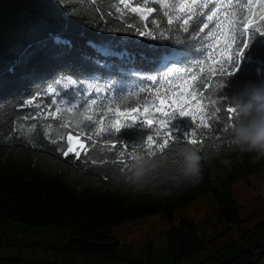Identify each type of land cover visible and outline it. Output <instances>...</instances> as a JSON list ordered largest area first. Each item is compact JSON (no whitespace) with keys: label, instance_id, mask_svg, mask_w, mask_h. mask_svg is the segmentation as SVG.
Here are the masks:
<instances>
[{"label":"trees","instance_id":"obj_1","mask_svg":"<svg viewBox=\"0 0 264 264\" xmlns=\"http://www.w3.org/2000/svg\"><path fill=\"white\" fill-rule=\"evenodd\" d=\"M262 5L264 0H0V224L55 229L32 241L0 234V249L42 250L53 261L0 256V264H76L80 257L153 264L150 249L140 261L111 230L155 214L171 226L168 264H183L216 238L204 241L185 218L173 227L172 214L207 193L214 195L226 231L240 235L195 264L264 261V217L243 231L250 216L240 217L232 189L254 174L264 183V157L230 143L233 114L226 111L246 84L264 82ZM236 48L241 54L228 66ZM221 64L228 67L223 75ZM68 80L93 85L89 97L100 86L97 106L74 110L86 109L93 119L63 125L34 118L25 103ZM180 108L188 115L181 116ZM69 135L80 137L85 152L67 153ZM190 150L202 157L198 181L182 175ZM141 156L148 158L147 171L137 181L134 161Z\"/></svg>","mask_w":264,"mask_h":264},{"label":"rangeland","instance_id":"obj_2","mask_svg":"<svg viewBox=\"0 0 264 264\" xmlns=\"http://www.w3.org/2000/svg\"><path fill=\"white\" fill-rule=\"evenodd\" d=\"M73 80L60 82L58 87L53 84L46 90V93L37 100H29L25 103V107L33 112L34 118H50L52 120H59L65 125L69 120L64 117L73 113V110H68L69 106H60L59 112L52 105L47 103L49 97L58 95L70 88H75L79 84L85 87L88 83L71 84ZM93 89V88H92ZM85 94L89 95L91 90ZM68 99V97H65ZM122 119L130 118V116L120 114ZM84 119H87L85 116ZM61 124V125H62ZM120 124V122H119ZM67 153L79 156L85 152V144L78 136L69 135L66 138ZM233 198L239 205V214L241 218L249 217L241 225L243 231L251 230L264 217V183L260 181L258 175H251L247 180H237L232 184ZM173 227H178L179 219L185 218L194 223L198 229L199 236L204 241L216 238L207 247L205 252L200 253L197 257H193L183 264H195L197 259L217 252L219 249L225 247L233 239L239 237L240 232L226 231L227 224L220 216L215 197L212 193H207L200 197L195 202L181 209L175 210L172 214ZM171 229L169 223L160 214L146 216L137 220L127 221L111 230V236L116 239L121 248L128 250L130 255L135 256L142 261L146 257L149 249L154 255L153 264H168V257L165 251V237L167 232ZM55 231L54 228H32L20 222H7L4 225L0 224V234H11L14 237L32 241L34 239H46L50 237ZM253 231V230H252ZM254 240L256 237L253 238ZM0 256L15 257L21 256L25 259H35L42 261H53L54 255L44 253L42 250H18L11 248L0 249ZM76 264H99L96 258L75 259ZM106 264H110L107 262ZM148 264V263H146ZM259 264H264L262 261Z\"/></svg>","mask_w":264,"mask_h":264},{"label":"clouds","instance_id":"obj_3","mask_svg":"<svg viewBox=\"0 0 264 264\" xmlns=\"http://www.w3.org/2000/svg\"><path fill=\"white\" fill-rule=\"evenodd\" d=\"M234 109L229 125L230 143L242 152H253L264 157V82L248 83L230 98ZM87 116V110H77L64 118L73 125H79ZM201 155L190 150L184 154L182 175L189 181L201 178ZM147 157L134 161V177L140 181L146 174Z\"/></svg>","mask_w":264,"mask_h":264},{"label":"snow or ice","instance_id":"obj_4","mask_svg":"<svg viewBox=\"0 0 264 264\" xmlns=\"http://www.w3.org/2000/svg\"><path fill=\"white\" fill-rule=\"evenodd\" d=\"M261 7H264V5H262ZM248 8H249V14H251V8H252V5H248ZM133 11H141V9L139 8H136V9H133ZM147 11H151V9H147ZM209 19H211V17H209ZM187 27L185 28V31H187ZM264 33V32H262ZM240 35H244L243 33H241ZM244 47H246V43L244 45ZM241 54V48L240 49H235V54L233 55V57L231 58V60L228 62V66H229V63L232 61V59ZM228 69V67H227ZM227 69L224 68L223 64L220 65V73L221 75H223L225 72L227 73ZM175 71V70H173ZM211 71V70H210ZM151 81H154L156 79V77H150L149 78ZM195 79V77H194ZM59 81L56 82V85H54V87H58L59 86ZM71 84H76L75 81H72L70 82ZM96 87V93L95 95L89 97L87 95H85L89 89H92L93 88V85L89 84L87 85V87H85L83 84H79L77 87L75 88H70L69 90L67 91H63L61 93H59L58 95H53L51 97L48 98L47 100V103L49 105H52L53 107H55L57 109V112H59L60 110V106H64V105H67L69 106L68 110H73V109H77L78 106H84V105H87L89 108L93 107V106H97L98 105V100L95 98L96 95L99 94L100 92V86L97 85L95 86ZM48 91H51V88L48 89ZM141 92H145V89H141ZM191 93L189 94V97H191ZM65 97H68V99H65ZM199 99V97H198ZM105 100L107 101L108 100V97H105ZM121 101H109V103H120ZM148 101L146 100L145 103H147ZM196 101H193V103H195ZM104 106H107V105H104ZM204 105L201 104L200 105V109H201V113L203 114L204 113ZM227 113L229 114H233L234 113V109L232 107H227L226 109ZM180 112V115L181 116H185V115H188V113L185 112L184 108H180L179 110ZM87 119L88 121H91L93 119L92 115H87ZM193 119H195V117L193 116ZM151 123V122H149ZM161 123L163 124L164 121H161ZM117 131H119V129H117ZM170 131V130H169ZM204 131V128L202 127L200 129V132L203 133ZM188 134L185 136L187 137ZM148 140V143L151 144L152 143V140H153V137L152 136H149L147 138ZM177 140V139H176Z\"/></svg>","mask_w":264,"mask_h":264}]
</instances>
